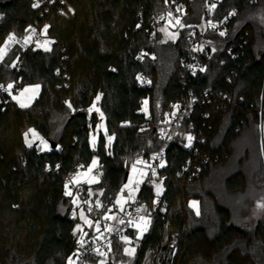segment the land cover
I'll return each instance as SVG.
<instances>
[{
	"label": "trees",
	"instance_id": "1",
	"mask_svg": "<svg viewBox=\"0 0 264 264\" xmlns=\"http://www.w3.org/2000/svg\"><path fill=\"white\" fill-rule=\"evenodd\" d=\"M33 1L0 0V45L10 33L23 37L29 26L43 30L46 24V36L54 41L51 51L27 46L15 67L0 64V85L41 87L30 107L14 100L0 107V264H69L76 225L68 219L74 198L65 195L67 177L97 157L96 196L109 209L133 163L159 149L158 129L170 104L205 90L214 104L183 118L165 144L167 180L160 199L154 187L139 189L151 224L132 264H149L172 233L178 235L173 264H264V222L253 235L245 232L232 223L223 201L245 191L249 169L264 178V0L217 4L213 21L236 15L227 37L207 34V49L215 51L195 77L183 75L180 58L193 31L200 35L207 0H47L40 8ZM172 2L186 6L184 27L166 40L164 26L153 19ZM141 51L148 55L138 62ZM138 73L151 80L150 88L138 87ZM96 95L115 138L108 149L101 131L91 146L90 134L101 121L88 111ZM192 125L201 143L189 149ZM29 129L57 148L29 147ZM191 200L198 201V210ZM119 247L116 239L110 252L117 259Z\"/></svg>",
	"mask_w": 264,
	"mask_h": 264
},
{
	"label": "built area",
	"instance_id": "2",
	"mask_svg": "<svg viewBox=\"0 0 264 264\" xmlns=\"http://www.w3.org/2000/svg\"><path fill=\"white\" fill-rule=\"evenodd\" d=\"M47 0H34L33 4H38L40 8L45 6ZM56 0H49L50 4H53ZM224 0H207L205 3V10L202 15V23L199 27L200 35L193 31V34L190 37L189 46L184 49V52L180 58V65L182 66L184 76L187 77H195L200 72H203L205 69V64L203 60H209L213 53L214 49L208 50V44L205 42V38L208 33H213L214 35H220V32H224L225 34L221 36L222 38L227 37L228 27L232 21V18L236 15H228L220 20L213 21L212 15L215 9L209 11V5L211 3L217 4L221 3ZM61 3H64L62 1ZM185 4L182 2H172L171 5H168L166 10L163 13H160L153 19V23L160 27L169 24L170 20L173 18L183 17L186 13ZM64 10L62 8L59 9L58 13L63 14ZM171 13V16L169 15ZM215 25V28L212 27ZM45 35L42 30L36 29L35 35H33V42L29 45V47L35 46L36 39L42 41ZM232 52V49H231ZM230 52V53H231ZM147 53L141 51L137 56L136 60L138 62H142L145 57H147ZM152 58L153 54H149ZM11 68V67H10ZM203 69V70H201ZM183 76V77H184ZM138 87L141 89H148L152 86L151 80L144 77L141 73L137 75ZM6 85H0V107L7 106V104L12 100V96L18 94L20 89L15 88L13 86L12 89L6 90ZM13 85V84H12ZM225 98V97H224ZM215 99L213 98L212 92L209 90H205L201 96L196 95L192 91L187 94L182 100H178L175 103L170 104L171 111L166 115L164 119V123L158 129V135L160 146L157 152L153 153L148 159H140L141 164L146 167V174L143 178V185L147 187H154L157 189V185H159V189H162L164 182L167 180V175L164 173L165 168L168 164H166V150L164 149L167 140L170 138V132L181 124V120L183 118L190 119L196 108L198 106L205 107L214 104ZM146 101L142 102V112L146 109ZM145 108V109H144ZM147 110V109H146ZM205 116H208L206 114ZM125 124V123H123ZM188 136L193 137L189 146ZM196 143H201L200 136L195 133V127L192 125L191 131L187 133L185 147L192 149ZM42 148L38 147V150ZM195 151L197 149L195 148ZM163 162V167L159 165ZM187 166H190V161L187 162ZM82 163L78 164L76 168V172L72 175L68 176L65 183H69V189L72 192V197L76 201L73 203L71 209L68 213L69 221L73 222L75 228L71 231V239L73 241V250H72V262L74 264H91L92 261L98 260L100 256H105L110 254L112 245L114 241L118 238L126 236V233L135 227V222H139V217L144 216L147 218L148 208L145 203H141L138 199L126 206L125 209L121 210L117 205L110 206L111 212H105L104 202L100 196L91 197L88 194L87 189L84 184L79 183H70L72 177L76 175V173H80L81 170L85 169ZM189 168H185V171H189ZM152 169H155V175H153ZM199 170V167H197ZM100 167L95 170V174H99ZM197 174L195 171L192 175ZM66 191V189H65ZM161 193L158 195L157 199H160ZM85 201H89V203H85ZM100 201L103 207H97L96 202ZM91 205L92 211L89 212L88 208ZM18 205H16L17 207ZM141 209L140 213H137V209ZM81 211H83L86 219H81ZM113 217L111 219H104V216ZM123 220L124 223H120V220ZM132 220L134 223L129 224L128 221ZM88 221L92 222V226H89ZM99 221L100 230L97 231L95 224ZM77 225H80V230H77ZM110 229V230H108ZM87 233V235H84ZM83 237V246L79 243ZM178 235L172 233L168 241L163 242L160 245L159 252L155 255L154 259L149 264H173V258L176 253ZM97 249L99 252H97ZM103 254V255H101Z\"/></svg>",
	"mask_w": 264,
	"mask_h": 264
},
{
	"label": "rangeland",
	"instance_id": "3",
	"mask_svg": "<svg viewBox=\"0 0 264 264\" xmlns=\"http://www.w3.org/2000/svg\"><path fill=\"white\" fill-rule=\"evenodd\" d=\"M64 16L68 17L69 15H64ZM177 19L180 21L179 18H173V20H170L169 24L165 25L162 28V29H165V31H163V35H164L166 40L167 39L174 40L175 38H177L176 36H177L178 32L183 28L180 26V24H182V22H180V24L176 23ZM260 24L264 28V12H263V14H261ZM32 28L38 29L36 27H32ZM29 34L30 33H28V32L26 33V35H29ZM44 35H45V37L41 41V44H43V42L45 40L52 41L50 38H48L46 36V33H44ZM173 36H174V39L172 38ZM52 44L53 43H51L47 46L51 48ZM260 44L262 45V42L259 41V45ZM14 45L15 44L10 45V49ZM35 47H36V45H35ZM40 49L43 50V47H41ZM17 61H15V65L17 64L16 63ZM36 85L37 84L25 86L24 88H22L18 92V94L12 96V100H14L15 103L20 108H21V106H20L21 103L27 104L28 105L27 107H30L35 102L36 98L39 96L40 91H41V87H39L38 90H35L34 86H36ZM25 88H28L29 91H27V92L23 91ZM14 96L16 97V99H13ZM96 96L93 99L92 104L89 106V108L92 107L93 102L95 101V108H98L100 111L97 112L95 109H93V111L90 114L97 113V115L99 116V119H101V121L96 123V127H95L94 131L90 134L91 146L93 149H95L96 142L98 140L97 138H98L99 132L101 131L102 134L104 135L105 139H107V146L106 147L108 149L114 143L115 138L109 132L108 124H106V122L103 118V115L101 116L102 110L100 109V104H99L101 101V98L99 101H96ZM22 108H26V107H22ZM145 111H147V110L145 109ZM261 132L263 134L262 129H261ZM37 137H33L32 133L28 132L27 143L31 142L32 144H36V146L42 148L43 150H49L50 146H49L48 142L44 138L39 136L38 134H37ZM109 137H112L111 141H109ZM25 140H26V138H25ZM41 140L47 142V147H45V145L41 144ZM94 159L97 161V157H94ZM263 161H264V147H263ZM136 162L133 163V165L134 164L136 165V171L133 172V168H131L129 177L127 179L128 181L124 184V186L126 184H129V180L131 179L132 183L129 185V188L126 189L123 186L121 188V190L116 194L117 197L115 199V205H117L120 209H121V204L123 206V209H125L126 206H129L130 204H132L136 200V198L138 197L139 189L144 183L143 178L146 174V167H145V165H143L141 163L137 164ZM91 164H92V162L85 169L81 170V172H80L81 175L79 176L78 179H79V184H81V183L84 184L86 186L88 194L91 197H94L96 195L101 194V189L97 185L100 182L101 177H100V174H95V170L100 165L97 163V166L93 168L91 173L84 175V173L87 172V170H88L89 166H91ZM249 171H250V173L247 176L248 177L247 178L248 184H247L245 191L244 192H237L235 194L229 195V196H227V198H224L223 201L228 206V208L230 209L232 223L235 226H237L238 228L240 227L245 232H248L249 234L253 235V231L257 228V226L260 223L264 222V208L259 207L260 204H264V178L263 177L258 178V177H255V175H252V173L255 170L253 172H251V170L249 169ZM137 185H138V187H137ZM130 189L132 190V198H129V190ZM89 190H91V194L89 193ZM156 193H157V189H156ZM160 193H161V190L159 189V194ZM118 199L121 200V204L116 203V201ZM189 205L194 210H198L199 206H198L197 200H191L189 202ZM146 219H148V218H146ZM150 224H151V222H150ZM150 224L147 227V231L144 232L142 236L140 235V230L138 228L134 227V230H135L134 236L126 235V237H128V239H129V241H131V243H125V241L122 239V237L117 239V241L120 245L119 248L121 251V258L117 259L114 253H110V254L105 255V256H100L98 258V260L92 261L91 264H101V261H103L104 264H132L136 258V254L138 252L137 250L140 247V243L142 241V238L144 237V235L148 232V230L150 228ZM125 248H135V250H136L135 254L132 256H129L128 254L125 253V251H124ZM70 260H71V264H74L72 262V259H70ZM69 264H70V261H69Z\"/></svg>",
	"mask_w": 264,
	"mask_h": 264
},
{
	"label": "snow or ice",
	"instance_id": "4",
	"mask_svg": "<svg viewBox=\"0 0 264 264\" xmlns=\"http://www.w3.org/2000/svg\"><path fill=\"white\" fill-rule=\"evenodd\" d=\"M38 6H39L38 4H33V7H38ZM215 8H216V4H215V3H211V4L209 5V11H212V10L215 9ZM169 15L171 16V13H169ZM229 15H235V12H232V13H230ZM176 23H177V24H180V21L177 19ZM180 26H181V27H184L183 24H180ZM48 27H49L48 25H45V26H44V29L42 30L43 33H46V32H47ZM212 27L215 28V25H212ZM25 31L28 32V33H30V34H29V35H25V36H23V37H17V35H16L15 33H10V34L5 38L3 44L0 45V61H3L4 57L7 55L8 51L10 50V45H12V44H20L22 48H26L27 46H29V45L33 42V35H35V33H36V29H34V28H32L31 26H29V28L26 29ZM161 31H165V29H161ZM224 34H225L224 32H220V35H221V36H223ZM172 38L174 39V36H173ZM51 43H54V41L45 40V41L43 42V44H41V41H40L39 39H36V41H35L36 48H41V47H43V50H44V51H51V48L47 46V45H49V44H51ZM33 50L35 51L36 49H33ZM16 59L18 60L19 57H17ZM11 66H12V67H15V63H13ZM201 70H203V69H201ZM0 87H2V86H0ZM34 87H35V90H38L40 86H39V85H36V86H34ZM12 88H13V85H12V84H9V85L7 86V89H6V90H10V89H12ZM23 91L27 92V91H29V89H28V88H25ZM100 98H101L100 95H97V96H96V101H99ZM13 99H16V97L14 96ZM20 106H21V107H27L28 105H27V104H23V103H21ZM68 106L71 107V104H69ZM93 109H95L97 112L100 111L98 108H95V101L93 102L92 107H90V108L88 109L89 113H91V112L93 111ZM102 115H103V114L101 113V116H102ZM29 132L32 133L33 137H37V134L35 133V130H33V129H29ZM24 136H25V138H26V142H27L28 132L24 133ZM37 138H38V137H37ZM111 139H112V137H109V141H111ZM192 139H193V137L188 136L189 146H190V143H191V140H192ZM41 144H43V145H45V147H47V142H46V141L41 140ZM28 146H29V147H32V143H31V142H28ZM41 150H43V149H41ZM97 163H98V162L94 159V160L92 161L91 166H89L87 172L84 173V175H87L88 173H91L92 170H93V168L97 166ZM136 163L139 164V163H141V161L138 160ZM159 166H160V167H163V166H164V165H163V162H161V164H160ZM57 167H59V166H57ZM81 167H83V166H81ZM132 168H133V172H135V171H136V165L134 164V165L132 166ZM152 172H153V175L156 174V173H155V169H152ZM80 175H81V173H79V172L76 173V175H75L74 177L71 178L70 183H73V184H75V183H79V179H78V178H79ZM131 183H132V180L130 179V180H129V184H126L124 187H125L126 189L129 188V185H130ZM137 187H138V185H137ZM65 189H66V191H65V195H66V196H71V195H72V192H71L70 190H68V189H69V183H66V184H65ZM89 193L91 194V190H89ZM157 195H159V185H157ZM129 198H132V190H131V189L129 190ZM73 203H76V201L73 200ZM85 203H89V204H90L89 201H85ZM116 203H117V204H121V200L118 199V200L116 201ZM96 206H97L98 208H99V207H103V205L100 203V201H97V202H96ZM259 207L264 208V204H260ZM92 210H93V209H92V207H91V205H90L89 208H88V211L91 212ZM121 210H123V206H122V204H121ZM105 212H111V209H105ZM140 212H141V209L138 208V209H137V213H140ZM111 218H113V217H110V216H107V215L104 216V219H111ZM81 219H86V217L84 216L83 211H81ZM150 222H151V221H150L149 219H146L144 216H140V217H139V222H135V227L138 228V229L140 230V235H141V236L143 235L144 232L147 231V227H148V225L150 224ZM88 223H89V226H92V222H91V221H88ZM120 223H124V221L121 219V220H120ZM128 223H129V224H133L134 222H133L132 220H129ZM95 227H96V230H97V231L100 230L99 221L96 222ZM77 230H80V225H77ZM108 230H110V229H108ZM84 235H87V233H85ZM122 239L125 241V243H131V241H129L128 237H126V236L122 237ZM79 243L81 244V246H83V237H81V240L79 241ZM124 251H125V253L128 254L129 256H132V255L135 254V251H136V250H135V248H125ZM97 252H99L98 249H97ZM101 255H103V254H101ZM70 264H71V260H70ZM101 264H104V262L101 261Z\"/></svg>",
	"mask_w": 264,
	"mask_h": 264
},
{
	"label": "crops",
	"instance_id": "5",
	"mask_svg": "<svg viewBox=\"0 0 264 264\" xmlns=\"http://www.w3.org/2000/svg\"><path fill=\"white\" fill-rule=\"evenodd\" d=\"M25 48H22L20 44H15L7 53V55L4 57L3 61H0V64H6L9 67H12L11 65L17 61V57H19V54L22 50ZM18 62V61H17ZM16 62V63H17Z\"/></svg>",
	"mask_w": 264,
	"mask_h": 264
},
{
	"label": "water",
	"instance_id": "6",
	"mask_svg": "<svg viewBox=\"0 0 264 264\" xmlns=\"http://www.w3.org/2000/svg\"><path fill=\"white\" fill-rule=\"evenodd\" d=\"M49 143H50V146H51L52 149H56L57 148V143H55L53 141H51ZM128 175H129V172H126L125 176H124V179H123L125 183L127 182Z\"/></svg>",
	"mask_w": 264,
	"mask_h": 264
}]
</instances>
